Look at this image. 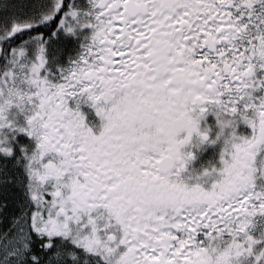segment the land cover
I'll list each match as a JSON object with an SVG mask.
<instances>
[{"label": "snow or ice", "instance_id": "snow-or-ice-1", "mask_svg": "<svg viewBox=\"0 0 264 264\" xmlns=\"http://www.w3.org/2000/svg\"><path fill=\"white\" fill-rule=\"evenodd\" d=\"M0 264H264V0H0Z\"/></svg>", "mask_w": 264, "mask_h": 264}, {"label": "flooded vegetation", "instance_id": "flooded-vegetation-1", "mask_svg": "<svg viewBox=\"0 0 264 264\" xmlns=\"http://www.w3.org/2000/svg\"><path fill=\"white\" fill-rule=\"evenodd\" d=\"M247 132L250 134L251 130L248 129ZM219 148L209 147L206 151L199 155V158L195 161V167L197 169L202 167H210L213 165H218L219 160Z\"/></svg>", "mask_w": 264, "mask_h": 264}]
</instances>
